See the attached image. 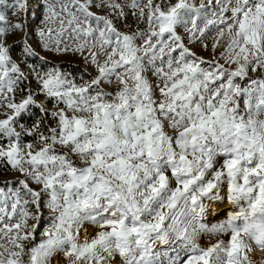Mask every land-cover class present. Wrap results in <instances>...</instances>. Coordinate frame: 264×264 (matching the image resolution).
<instances>
[{
    "label": "snow or ice",
    "instance_id": "obj_1",
    "mask_svg": "<svg viewBox=\"0 0 264 264\" xmlns=\"http://www.w3.org/2000/svg\"><path fill=\"white\" fill-rule=\"evenodd\" d=\"M30 3L13 0L9 7L26 16ZM36 5L45 25H58L55 37L53 27L37 31L38 46L69 51L60 37L70 28L84 38L72 51L84 52L89 39L92 49L99 46V53L90 51L99 74L77 84L48 66L27 44L28 24H8L0 12V108L11 111L0 119V141H6L0 164L23 176L0 184V264H51L58 255L62 264H163L153 249L177 242L180 250L167 264H254L249 253L264 251V78L248 72L264 68V0H201L198 6L179 0L167 10L154 0L143 6L132 0L127 7L148 23L132 35L117 31L109 18L125 15V5L114 0ZM93 6L107 14L89 11ZM177 26L192 45L215 33L213 52L228 37L220 59L234 70L197 56ZM18 31L25 34L18 42L24 55L44 61L40 70L32 66L25 73L12 59L6 40ZM113 80L116 87L104 91L101 85ZM33 108L38 118L17 131ZM22 133L33 142L22 143ZM225 197L239 210L207 228L200 220L204 200L211 205ZM89 227L98 230L89 235ZM202 232H228L230 239L227 246L218 241L202 248L196 243Z\"/></svg>",
    "mask_w": 264,
    "mask_h": 264
},
{
    "label": "rangeland",
    "instance_id": "obj_2",
    "mask_svg": "<svg viewBox=\"0 0 264 264\" xmlns=\"http://www.w3.org/2000/svg\"><path fill=\"white\" fill-rule=\"evenodd\" d=\"M84 0H81V3H83ZM100 0H95V3H99ZM115 3H119L122 5H125L124 7V16L117 17L114 13H112L109 18L113 20V24L116 27L117 31L121 32L122 34L132 35L135 32L138 31H145L148 29V23L145 18V20L140 21L138 18V14L134 15V11L138 13V10H133L127 5L131 4L132 0H114ZM179 0H154V4H159L164 10H167L168 7L174 6L176 3H178ZM189 2L199 5L201 3V0H189ZM13 3V0H7L6 5H0V12H2L7 17L8 24L16 23L18 20H23L26 22L29 26V36L27 37V44L32 47L34 51L38 53V56L43 57L44 61L48 62V66L55 65L58 68H60L63 72L68 74L69 79H74L77 84H83L90 82L91 78L96 77L99 73L97 71V66L90 63L91 57H90V51H96L100 52L99 46H97L95 49L91 48V43L93 42L91 39H89V48L85 49L84 52H75L71 49H74L78 44L84 42V38L77 39L76 37L71 35V29L68 28L67 32L64 36L60 37L61 40V47L64 45H67L69 47V51L67 52H55L53 51L49 52L48 50L44 49L43 47H39L38 45H41L43 42L40 40L37 31L39 29H43L45 32L47 31L48 27H53V36L55 37V31L58 29V25H45L43 23L44 15H43V9H41L39 12L35 11L37 5L36 0H31V3L29 4V11L26 16H24L23 13H21L19 16L15 14V10L9 5ZM41 3H43V0H41ZM147 0H142V6L143 4H146ZM74 10V9H73ZM89 11L95 13L96 15H105L106 10L97 8V7H90ZM65 19L67 17L65 16ZM0 26H4L0 24ZM93 28L96 27L95 23L91 25ZM202 26V25H201ZM82 27H88L87 24L82 25ZM190 27V25H189ZM176 32L178 35H180L183 38V41L187 47L193 52L197 54V56L202 57L205 61H211L215 59L220 64L224 65L226 69L229 71L234 70L236 67L234 64L231 63H225L224 60L220 59V53L224 51L225 47L228 43V37H225V39L221 42L220 46L216 49L215 52H213L211 45L213 43V40L215 39V33H212L208 38H206L203 43H199L196 45L189 44L187 41V33L185 32L184 27L177 26ZM98 35V33H96ZM25 39L24 32H16V33H9L7 36L6 44L12 47L11 51V57L14 61H17L21 67L22 70L27 73L28 69L32 66H35L37 70L41 69V65L44 63V61L39 60L37 57H31V56H25L23 52V45L18 44L19 41ZM135 43L137 45L141 44L142 41L136 40ZM207 44L208 47L205 48L203 45ZM111 49H108L110 51ZM87 57V60L85 59ZM98 62L100 64L104 63V60L106 59V56L101 54L97 57ZM242 62V61H241ZM202 67H207V65H202ZM145 75L148 77L151 83L154 85L156 84L157 80L155 76H152L151 72L145 73ZM248 76L251 78H264V68L258 69L257 72H252L249 70ZM247 81H239L237 80V83H246ZM132 85V82L129 81V86ZM32 87L33 89L36 88V81L32 80ZM101 87L106 92H111L113 88L116 87V82L113 80V83L111 85H104L102 84ZM156 96L159 97V93H156ZM16 102H19L22 98V93L17 89L15 93ZM44 98L43 96H40L37 98V103L42 101ZM63 107V105H61ZM48 108L51 110L52 105L48 104ZM241 108L243 109V104L241 102ZM7 111L8 114H11L10 110H6L4 108H0V119L4 118V112ZM71 115V113H69ZM86 115V114H85ZM39 116V109L33 108L30 110L29 113H25L24 118L20 120L19 124L16 125V130L20 131V124L26 125L28 127H31V125L34 123V121ZM261 119H264V115L260 117ZM34 138L31 136H27L26 134L22 133V143H28L33 142ZM0 144H4L6 146V141H0ZM39 147H43V144L38 145L33 150H38ZM27 151V149H25ZM58 151H66V149H58ZM73 159H77L76 157H73ZM218 166V165H217ZM16 178L23 179V176H21L18 172H15L11 170L10 166H6L4 164H0V184H3L5 181H10ZM210 178V177H209ZM172 187H175V182H172ZM33 187H36L33 185ZM226 192V185L223 186L221 195H224ZM204 203L206 205V213L203 215L200 220L201 223H203L207 228H212L213 225L220 224L224 222L227 219L228 212L229 211H238L239 209L229 204L226 197L223 200L214 201L209 205V202L207 200H204ZM241 205L244 204L243 201L240 202ZM50 213L46 210L45 215H49ZM41 231H43V226H41ZM89 235H94L95 229L94 227H89L88 229ZM37 242L42 239V237L37 234ZM230 239V233H212V232H202L199 234V236L196 239V243L202 247L207 248L218 241H223L224 246H227V242ZM81 241H83V235H81ZM180 250V244L177 242V244H173L170 247L167 245H157L153 252H159L162 255L157 257L156 259L159 261H162L163 264H167V261L170 257L175 256L176 252ZM164 253H167V255H163ZM181 257H184V253L180 252ZM221 256L226 258L225 253H220ZM250 258L253 260L254 264H259V261L261 258H264V251L260 249H256L255 252L249 253ZM59 258H53L51 261V264H62L64 262V257L62 255H58ZM61 262H59L60 260Z\"/></svg>",
    "mask_w": 264,
    "mask_h": 264
},
{
    "label": "built area",
    "instance_id": "obj_3",
    "mask_svg": "<svg viewBox=\"0 0 264 264\" xmlns=\"http://www.w3.org/2000/svg\"><path fill=\"white\" fill-rule=\"evenodd\" d=\"M56 257L59 258L58 256H56ZM56 257H55V258H56ZM59 260H60V259H59ZM59 262H61V260H60Z\"/></svg>",
    "mask_w": 264,
    "mask_h": 264
},
{
    "label": "crops",
    "instance_id": "obj_4",
    "mask_svg": "<svg viewBox=\"0 0 264 264\" xmlns=\"http://www.w3.org/2000/svg\"><path fill=\"white\" fill-rule=\"evenodd\" d=\"M98 230V229H97ZM82 242V241H81Z\"/></svg>",
    "mask_w": 264,
    "mask_h": 264
}]
</instances>
